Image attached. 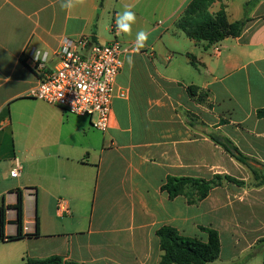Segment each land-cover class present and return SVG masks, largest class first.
I'll return each instance as SVG.
<instances>
[{
  "label": "crops",
  "instance_id": "crops-1",
  "mask_svg": "<svg viewBox=\"0 0 264 264\" xmlns=\"http://www.w3.org/2000/svg\"><path fill=\"white\" fill-rule=\"evenodd\" d=\"M190 1H159L151 10L165 19L146 30L143 49L124 56L117 89L127 97L114 99L112 127L102 132L90 118L31 96L40 79L31 52H46L42 60L53 69L65 38L134 44L116 31L126 0H86L71 11L58 0H0V264L55 257L159 264L163 226L205 242L201 228L217 230L221 255L210 264H263L262 249L253 251L264 238V186L225 183L194 205L162 190L169 177L253 180L212 136L264 165V0L215 2L212 14L224 9L230 22L249 21L241 36L213 45L176 27Z\"/></svg>",
  "mask_w": 264,
  "mask_h": 264
},
{
  "label": "trees",
  "instance_id": "trees-1",
  "mask_svg": "<svg viewBox=\"0 0 264 264\" xmlns=\"http://www.w3.org/2000/svg\"><path fill=\"white\" fill-rule=\"evenodd\" d=\"M217 1L222 0H191L179 19L176 27L185 35L196 42H205L208 45L217 44L226 38H237L243 33L248 18L230 22L224 9L212 14L210 7ZM194 90L195 87H190ZM260 117H264V108L258 111ZM212 139L220 144L224 150L238 162L246 166L253 176L251 182L238 180L230 175L216 174L210 179L195 177H169L163 185L162 190L166 191L170 199L184 196L189 204H197L207 198L213 188L221 187L225 183H231L239 187H261L264 186V165L260 168L252 163H257L243 154L231 141L212 136ZM18 223L22 228V197H19ZM5 216L4 210L0 214V228L3 232ZM201 230L208 236L207 241L197 237H188L181 234L175 227L163 226L157 235L160 238L163 255L159 264H210L220 258L222 243L220 233L213 229L202 227ZM262 249L264 253V238L258 240L255 251ZM61 258H49L45 260H25L24 264H62ZM66 264H77L68 262ZM264 264V261H263Z\"/></svg>",
  "mask_w": 264,
  "mask_h": 264
},
{
  "label": "built area",
  "instance_id": "built-area-1",
  "mask_svg": "<svg viewBox=\"0 0 264 264\" xmlns=\"http://www.w3.org/2000/svg\"><path fill=\"white\" fill-rule=\"evenodd\" d=\"M131 51L133 44L117 40L102 44L87 36L65 38L53 69L45 60L33 64L40 79L31 96L72 115L88 117L95 128L107 132L113 124L114 99L127 97L126 91L117 89V78L124 56ZM12 173L17 175L18 169Z\"/></svg>",
  "mask_w": 264,
  "mask_h": 264
},
{
  "label": "clouds",
  "instance_id": "clouds-1",
  "mask_svg": "<svg viewBox=\"0 0 264 264\" xmlns=\"http://www.w3.org/2000/svg\"><path fill=\"white\" fill-rule=\"evenodd\" d=\"M86 0H58L59 8L62 11H71L78 6L83 5ZM137 17L132 6H125L124 9L119 12L115 18L116 31L118 34L131 35L133 25L136 23ZM149 32L140 30L136 33L135 42L133 44V52L138 53L143 49L149 39ZM67 42V41H66ZM47 58V53L42 52L41 49L36 50L34 53V59L41 61ZM127 63L129 67L134 65L133 55L128 56Z\"/></svg>",
  "mask_w": 264,
  "mask_h": 264
},
{
  "label": "rangeland",
  "instance_id": "rangeland-1",
  "mask_svg": "<svg viewBox=\"0 0 264 264\" xmlns=\"http://www.w3.org/2000/svg\"><path fill=\"white\" fill-rule=\"evenodd\" d=\"M164 4V0H139L138 2H134V0H126V5L128 6H133L134 4H136V7L137 8H141V13L144 15V17L146 18V21L145 23H141V22H137L138 20H140L137 16V20H136V23L133 25V28H132V34L131 35H120V39H134L135 40V37H136V33L140 30H148L154 23H158L160 21H163L165 19L164 15L162 12H157V15H153V13L151 12V10L154 8V6H156L158 3ZM168 6H171L172 3L174 1H181V0H168ZM240 1L242 0H235L236 3H240ZM103 34L105 35H108V30H103L102 32ZM239 187V186H237ZM255 252V250L253 251ZM252 253L249 252V254H246V255H243V256H240L239 258H237V262L238 263H244L246 261H248L249 259L252 258Z\"/></svg>",
  "mask_w": 264,
  "mask_h": 264
}]
</instances>
